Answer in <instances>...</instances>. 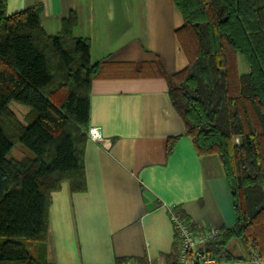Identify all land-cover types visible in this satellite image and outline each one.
<instances>
[{
    "label": "trees",
    "instance_id": "trees-1",
    "mask_svg": "<svg viewBox=\"0 0 264 264\" xmlns=\"http://www.w3.org/2000/svg\"><path fill=\"white\" fill-rule=\"evenodd\" d=\"M173 1L188 66L171 77L170 100L197 155L219 158L237 215L207 251L241 260L232 251L241 241L264 260V0ZM42 11L36 3L8 16L0 0V264H43L52 193L64 182L72 193L86 189L91 84L100 64L91 65L90 41L73 35L77 14L50 36ZM11 103L30 109L28 127ZM17 144L29 152L22 160L9 157ZM172 213L197 229L181 208Z\"/></svg>",
    "mask_w": 264,
    "mask_h": 264
},
{
    "label": "crops",
    "instance_id": "crops-1",
    "mask_svg": "<svg viewBox=\"0 0 264 264\" xmlns=\"http://www.w3.org/2000/svg\"><path fill=\"white\" fill-rule=\"evenodd\" d=\"M36 3L50 36L77 14L73 35L90 41L91 65L100 64L91 84L90 127L103 134L102 142L85 145L86 189L72 193L64 182L51 195L43 264H170L173 208L197 228L232 227L237 215L222 164L217 156L197 155L170 100L171 77L188 66L174 1L7 0V15ZM9 109L28 127V107L11 103ZM241 256L234 264H264L255 253Z\"/></svg>",
    "mask_w": 264,
    "mask_h": 264
},
{
    "label": "built area",
    "instance_id": "built-area-1",
    "mask_svg": "<svg viewBox=\"0 0 264 264\" xmlns=\"http://www.w3.org/2000/svg\"><path fill=\"white\" fill-rule=\"evenodd\" d=\"M87 138L92 142H102V131L96 126L90 127ZM236 143H239V139H236ZM170 216L176 234V264H234L233 261L207 251V246L222 235V229L214 227L192 229L172 212ZM146 264L155 263L149 261Z\"/></svg>",
    "mask_w": 264,
    "mask_h": 264
},
{
    "label": "rangeland",
    "instance_id": "rangeland-1",
    "mask_svg": "<svg viewBox=\"0 0 264 264\" xmlns=\"http://www.w3.org/2000/svg\"><path fill=\"white\" fill-rule=\"evenodd\" d=\"M240 69L242 72L246 71V65L244 64V62L240 63ZM25 154L29 155V152L26 149H24L20 144H17L14 147V149L11 151L9 157H13L21 160L25 156ZM232 251L235 254H239V255H242L243 253L247 252L245 245L241 241H236L233 244Z\"/></svg>",
    "mask_w": 264,
    "mask_h": 264
}]
</instances>
